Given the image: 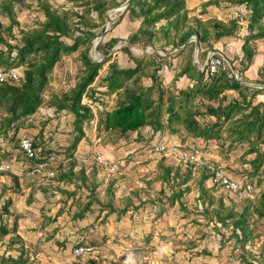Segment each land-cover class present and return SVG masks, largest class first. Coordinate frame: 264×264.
<instances>
[{"label":"trees","instance_id":"1","mask_svg":"<svg viewBox=\"0 0 264 264\" xmlns=\"http://www.w3.org/2000/svg\"><path fill=\"white\" fill-rule=\"evenodd\" d=\"M125 1L127 0H63L62 4L55 5V0H0V70H14L19 74L18 79L0 81V138L17 151L16 155L8 148L0 157H15V160L28 164V167L22 169L23 174L33 169L37 163H45L47 170L53 173V177L47 176L49 181L55 179L58 182H70L77 178L86 182L91 178L92 198L83 203L78 199L76 202L74 200V204L78 202L72 215L74 219H82L87 213L94 212L96 202L99 205L98 215L109 208L105 218L114 212L120 217L130 210L131 206L138 208L128 196L123 207L113 205L112 197L108 198L105 204L99 201L97 195L94 196L98 185L97 169L90 177L91 175L86 173L88 165H80L81 161L74 157L78 144L85 137V124H89L96 117L91 104L84 101V98L87 97L94 103L107 96L115 97L116 105L110 110L99 112L98 129L115 130L120 137H128L130 133L137 132L138 140L150 143L154 142L158 133H168L171 136L177 134L181 138L182 149L190 152L205 151L210 144H214L219 152L217 164L226 163L225 166L229 167L228 171L232 177L245 176L244 179L241 178L242 184L251 182L253 178L257 179V185L263 184L264 101L257 100L256 95L264 93V87L249 86L237 77L255 84H264V66L259 68L258 78L255 80H250L245 75L254 60L253 57L247 58L250 56V49L254 50L252 43L264 39V0H206L202 3L201 12L196 15H189L187 0H131L124 12L128 11L135 19V29L128 37V43L121 49L133 63L122 67L112 55L102 60L94 59L91 56V48L94 39L106 29L110 19L109 10ZM222 3L224 6L244 5L248 17L245 35H240L244 25L241 12L228 19L201 17L208 12L210 5L221 7ZM25 9L39 11L43 18L40 19L38 14L32 25L22 24L18 15ZM163 20L165 23L157 27ZM118 23L117 20L113 21L111 29ZM195 35L199 41L201 63L207 58L209 50L220 52L215 46L217 42L234 35L243 39V55L229 58L233 68L224 60L219 72L213 77L208 76L206 68L201 70L198 64L193 63L196 43L189 40ZM119 40L120 38L115 36L107 40L102 39L97 45L98 52L101 56L107 55ZM158 41L162 42L159 46L162 51L169 52L173 57L183 56L185 61L179 74L184 73L195 80L193 87L180 90L174 86L165 87L158 74L163 68V58L158 56L162 59L158 61L155 55L149 53L137 56L131 49L132 46L146 48L148 45L159 49L156 45ZM172 48L177 50L170 53ZM69 56H74L80 65L73 78V85L60 93L52 90L47 94L56 65L65 62ZM105 65L107 71L101 76ZM233 69L237 71V76ZM99 78L100 82L97 81ZM145 78H151L152 84L145 85ZM95 83L99 85L96 86ZM230 90L237 91L239 98H232L227 93ZM45 107L55 108L58 114L66 111L74 116L71 131L74 137L65 147V150L70 152L69 156L64 158L68 159L67 163L65 160L56 162L55 155L58 152L48 145L45 139L44 134L47 133L46 128L51 117L47 120L43 118L40 126L33 121V117ZM146 128L147 133H150L147 139ZM21 131H24L22 136ZM24 136L32 141L35 153L33 158H28L20 147ZM189 139H203L205 147L188 146L186 142ZM235 149L240 151L237 159H233L231 155ZM165 158L161 156L158 160L157 173L162 187L163 184L172 187L171 203L178 201L183 205L184 196L193 190L191 180L198 178L200 192L197 200L203 206L199 212L205 217L207 224L214 222V226L220 224L232 230L237 243L239 242L243 249L241 264H264V240L261 239L264 230L256 225L258 222L264 225V186L256 196L251 197L252 199H245L246 203L241 211H236L234 206L226 208L222 198L216 197V185L208 187L212 173L206 166L194 169L189 163H169ZM95 162H98L96 158L91 163ZM233 162H239L243 167H232ZM79 165L80 168L76 169ZM2 173L0 170V174ZM42 175L43 172H35L32 177L39 180L43 178ZM12 176L13 191L19 192L20 176L16 173ZM112 185L110 182L107 188L111 194ZM174 185L178 187L175 189ZM48 186L43 190L47 191ZM9 188L12 187L4 185L0 199ZM60 191L68 195L64 199V205L69 197L77 193V190ZM161 191L164 193V188ZM12 205L11 197L4 205H0V245L7 235L12 234L6 251L0 254V264H28L29 249L23 244L18 232V220L9 227L8 221L4 219L14 215ZM64 209L65 207H61L56 215L48 220L56 221ZM19 241L22 244L15 246ZM258 242V251L247 249L248 245L255 246ZM11 249L17 250L18 255L6 254L7 250Z\"/></svg>","mask_w":264,"mask_h":264},{"label":"rangeland","instance_id":"2","mask_svg":"<svg viewBox=\"0 0 264 264\" xmlns=\"http://www.w3.org/2000/svg\"><path fill=\"white\" fill-rule=\"evenodd\" d=\"M25 1L30 2L31 0ZM205 1L187 0L189 15L199 14L202 3ZM62 3L63 0H55L54 2L55 5ZM34 4L36 5L35 2ZM114 9H117V7L109 10L110 28L103 32L102 39L107 40L115 36L120 40L105 56L93 51L92 45L91 56L96 60H102L112 55L120 66L125 67L133 62L121 47L128 43V37L135 29L133 21L135 19L128 11L124 12L122 8L116 11ZM240 12L244 22L240 35H245L248 17L244 5L224 6L223 3L221 7L210 5L208 12L202 14L201 17L212 16L218 19H228L240 14ZM38 14L40 19L43 18V14L39 11L25 9L19 13L18 18L22 24L32 25ZM3 19L7 21L6 18ZM112 19L114 22L115 20L119 21L113 29H111ZM164 23L165 20L160 22L157 27ZM107 25L108 23L106 27ZM120 25L123 26L120 27ZM196 37L195 35L192 39ZM220 43L221 40L215 46ZM161 44V41L156 42L157 47ZM252 47L254 50L256 49L254 54L258 52L264 54V39L252 43ZM258 47L262 48L258 49ZM131 49L137 56L149 53L155 55L158 61H161L162 59L159 57H162L163 67L169 55L170 60L174 58L169 52H164L160 47L157 49L152 45H148L146 48L132 46ZM218 49L222 54H225L222 49ZM176 50L177 48H172L170 53ZM211 51L213 50L208 52ZM232 55L234 56L231 58H234L237 54L232 53ZM198 58L200 62V57ZM230 66H233L232 62ZM79 67V62L74 56L66 57L65 62H59L53 71L50 88L46 93L48 94L52 90H57L60 93L73 85V78ZM162 69L158 72L162 84L165 87H176L174 83L170 84L163 81ZM106 71L107 65L104 66L101 76L105 75ZM234 71L237 73L235 69ZM97 81L100 82V78ZM144 83L145 85H151V78H145ZM95 85L98 86L99 83H95ZM84 101L91 104L96 117L89 124H85V137L78 144L74 157L81 161L80 165L83 163L88 165L87 174L91 175L97 169L96 183L98 185L95 188L94 196L97 195L99 201L105 204L108 198L112 197L113 205L123 207L126 205V196H128L134 202V205H138V208L131 206L130 210L120 215V217H117L114 212L105 218L104 215L109 208L101 211L98 215L99 205L96 202L94 212L87 213L82 219H74L72 215L78 205V202L74 204V200L76 202L78 199L83 203L92 198L91 187L93 182L90 180L91 178L86 182L77 178L70 182H58L55 179L49 181L47 176L52 173L49 171L50 174L48 172L43 173V178L34 180L33 175L35 173L30 176H27L28 172L23 174L22 169L28 167V164L25 165L22 161L15 160V157L14 159L9 156L0 157V170L3 171L0 174V193H2L4 185L12 187L7 189V193L0 199V205H4L8 198H12L13 205L11 209L14 215L7 217V220L6 217L4 219L8 221L9 227L13 226L15 220H18V232L22 237L23 244L29 249L30 262L28 264H241L240 259L243 249L240 243H237L232 230L220 226V224L214 226V222L207 224L205 217L200 214L199 211L202 210L203 206L197 200L200 192L198 178L195 177L191 180L193 190L186 193L183 205L179 204L178 201L175 204L171 203L172 187L169 184H163L162 187V181L158 179L157 163L161 156H165L169 163L179 162V154L173 153V147L181 145V138L177 134L171 136L168 133H158L155 140H153L154 142L150 143L138 140L137 132L130 133L128 137H120L115 130L98 129L99 112L112 109L116 105V99L115 97L104 96L102 100L92 103L91 100L85 97ZM102 101L104 103H101ZM49 117H51V120L47 125V133L44 136L48 141V145L54 147L55 151L58 152V156L55 155L56 162H60L65 160L64 158L68 157L70 153L65 150V147L69 145L74 137L73 133L71 134L74 116L71 113H66V111L58 114L55 112V108L45 107L39 110V113L33 117V121L40 126V121H43V118L47 120ZM148 129L150 128L148 127ZM145 130L147 139L150 133H147V128ZM22 135H24V131H21ZM29 135L32 134L29 133ZM159 143L166 145V148L168 147L167 152L162 153V151H159ZM186 143H188V146L205 147L203 139L191 141L189 139ZM210 146H214L213 149L212 147L210 149ZM8 148H10L9 143L0 138V154ZM169 148L173 149L169 150ZM207 149L200 153L207 160L209 159L217 164L216 161L219 159L217 146L210 144ZM11 151H14V154L17 155L16 150L12 149ZM100 154L104 157L105 163L100 161L95 162V164L91 163ZM231 155L233 159H237L240 151L235 149ZM67 160H65L66 163ZM234 163H230L232 167H243L239 162ZM225 164L223 162L221 165L228 171L229 167L227 168ZM80 165L76 169H79ZM14 173L20 176L21 190L19 192L13 191L14 179L12 175ZM198 175L197 173L196 176ZM51 176L53 177V175L49 177ZM233 178L242 183L241 178L244 179L245 176L237 175ZM110 182L113 183L112 194L107 191ZM250 183L253 184L254 188L251 197H254L259 193L264 183L257 185L256 178H253ZM47 186L49 189L44 191V187ZM177 187V185H174L175 189ZM208 187H211L210 181H208ZM162 188H164V193L161 191ZM60 189H66L69 192L77 190V193L69 197L70 199L64 205V199L68 195L61 192ZM215 195L222 198L226 208L234 206L236 211H241L242 206L246 203L245 199H252L249 197L250 195L243 198L239 195L226 193V191H220V189ZM61 207H65L63 214L59 215L56 221L50 222L48 218H53ZM43 225L46 226L43 227ZM256 225L262 231L264 230V225L261 222L256 223ZM11 235H7L2 240L0 254L6 251ZM261 239L264 240V235ZM84 242L93 244L92 246L97 247L96 250L83 255L75 254L74 248L79 244H84ZM21 244L22 242L19 241L16 242L15 246L19 247ZM259 245V242L255 246L250 247L248 245L247 249L251 248L256 252ZM97 250L100 251L97 252ZM9 253L18 255L19 252L11 249L10 251L7 250L6 254Z\"/></svg>","mask_w":264,"mask_h":264},{"label":"built area","instance_id":"3","mask_svg":"<svg viewBox=\"0 0 264 264\" xmlns=\"http://www.w3.org/2000/svg\"><path fill=\"white\" fill-rule=\"evenodd\" d=\"M224 60L225 56L221 52L215 50L208 52L206 61L208 76H215L219 72L221 66H223ZM18 78L19 74L14 70H0V81ZM20 147L26 153L28 158L34 157L35 153L33 150L32 141L28 137H22L20 141ZM173 148V153L179 154V162L182 161L185 163H189L194 167L206 166L212 173V176L209 179L211 185H216L220 190L229 191L231 194L239 195L243 198H246V195H250L249 197L252 196L254 190L252 186L253 184H251L250 182L242 184L239 180L233 178L221 164H216L209 159L207 160L200 152H190L188 150L182 149L180 145H175ZM173 148H169V150H172ZM158 149L159 151H162V153H165L167 152L168 147L166 148V145L159 143ZM96 159L97 161L105 163L104 157L101 154L97 155ZM35 172L49 173L45 163H37L33 169L29 170L27 176H30ZM52 174L53 173H51L50 175ZM96 248V246L92 245L79 244L74 248V252L77 255H83L92 253L96 250Z\"/></svg>","mask_w":264,"mask_h":264},{"label":"crops","instance_id":"4","mask_svg":"<svg viewBox=\"0 0 264 264\" xmlns=\"http://www.w3.org/2000/svg\"><path fill=\"white\" fill-rule=\"evenodd\" d=\"M121 26H123V25H120V27ZM242 44H243V39L240 36H238V35H237V37H236V35H234V36H229V37L222 38L221 39V43L218 46H216V47L222 49V51L225 53V55H227V56H225V58L229 59V58L234 56V55H232V53H234V54L236 53L237 55H240V56L243 55ZM261 48L262 47H260V48L258 47V49H261ZM254 51L255 50L250 49V51L248 53H249V55L251 57L250 56L247 57V58H252V57H254L256 55L254 60H253V63L251 64L249 69H247L246 72H245V75L250 80L257 79L258 78V70H259V68L264 66V54H262L261 52H258L257 54H254ZM182 57L174 56V58L171 59L172 60L171 61L170 60V56H169L168 57L169 60L167 58V61L164 63V67L162 69V77H163V81L165 83H170V84L174 83L175 86L177 88H179V89H187V88L193 87V85L195 84V80L189 78L184 73L179 74V70L181 68V65L184 64V61H185V59L183 61ZM198 57H199V52H198V55L196 56V47H195L194 56H193V63L198 64L200 69L202 70V69L205 68V64H206L207 59H205V61L201 64L199 62V58ZM227 63H228V61H227ZM232 68H233V66H232ZM177 74H178V76L176 77ZM235 75L237 76V73ZM237 79L239 80L240 78L237 77ZM240 81H243V82H245L246 84H248L249 86H252V87H264V84H255L253 82H248V81L243 80V79H240ZM227 93L232 98L233 97L239 98V94L237 93V91L230 90ZM256 98H257V100H263L264 101V93L257 94ZM211 147L213 149L214 146H210L209 148L211 149Z\"/></svg>","mask_w":264,"mask_h":264},{"label":"water","instance_id":"5","mask_svg":"<svg viewBox=\"0 0 264 264\" xmlns=\"http://www.w3.org/2000/svg\"><path fill=\"white\" fill-rule=\"evenodd\" d=\"M130 1H131V0H127L124 4H122L121 6L117 7V9H114V11L119 10V9H121V8H122V9H125V8L129 5ZM108 28H110V20H109V22H108V25H107L105 31H107ZM103 36H104V34L101 33V34L96 38V40L93 42V48H92L93 51L98 52V51H97V45H98L99 41L102 39ZM190 40H192V41L194 40L195 43H196V44H195V47H196V56H197V55H198V50H199V41H198V37H196V38H194V39H192V37H191ZM226 60L228 61L229 64L231 63V61H230L228 58H226ZM205 68H206V64H205ZM233 72L236 74V72L234 71V69H233Z\"/></svg>","mask_w":264,"mask_h":264}]
</instances>
